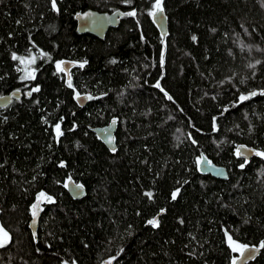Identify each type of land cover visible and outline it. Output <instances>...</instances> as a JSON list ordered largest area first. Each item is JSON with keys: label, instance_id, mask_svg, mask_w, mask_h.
Returning <instances> with one entry per match:
<instances>
[{"label": "trees", "instance_id": "1", "mask_svg": "<svg viewBox=\"0 0 264 264\" xmlns=\"http://www.w3.org/2000/svg\"><path fill=\"white\" fill-rule=\"evenodd\" d=\"M155 4L0 0V95L20 92L0 108V264H233L242 246L264 264V158L235 154L264 153V0H160L163 37ZM85 9L123 14L99 39L75 31ZM111 117L114 152L88 129Z\"/></svg>", "mask_w": 264, "mask_h": 264}, {"label": "water", "instance_id": "2", "mask_svg": "<svg viewBox=\"0 0 264 264\" xmlns=\"http://www.w3.org/2000/svg\"><path fill=\"white\" fill-rule=\"evenodd\" d=\"M156 14L152 15V20L157 27V30L161 37L164 36L166 32V16L162 11H157L156 9L153 11ZM123 11L120 9L113 11H97L94 9H85L80 11L74 15L75 20V31L77 33H88L99 39H102L109 28H114L118 25L120 17L122 16ZM71 65V62H62V68L64 72L67 73L68 67ZM252 93L257 94V90H252L247 93H243L239 96V101L241 100V96L252 97L255 95H251ZM20 96V92L18 90H12L7 94L0 95V108L7 105L13 98H17ZM248 98V99H249ZM79 107L85 105L87 101V96L85 94H81L76 96L75 98ZM88 129L93 132L95 137L110 151L114 152L116 150L115 146V132L117 129V118L111 117L107 123L101 126L88 127ZM239 152V155L237 153ZM259 151L252 147L245 145L243 143L237 144L235 147V154L238 158L243 159L247 162L251 157L256 156ZM198 171L201 174L210 175L216 179H226L227 173L226 169L223 165H219L208 161L203 155L200 156L198 161ZM79 186V187H78ZM65 190L68 195L73 199H79L84 196L85 188L73 181L71 178L67 179L65 182ZM35 223H33V209L31 213V217L28 221V228L32 235L35 234L38 226V217L40 211L35 209ZM259 246H242L239 250L237 257L234 259L235 264H244L247 261L251 260L256 256Z\"/></svg>", "mask_w": 264, "mask_h": 264}, {"label": "snow or ice", "instance_id": "3", "mask_svg": "<svg viewBox=\"0 0 264 264\" xmlns=\"http://www.w3.org/2000/svg\"><path fill=\"white\" fill-rule=\"evenodd\" d=\"M53 7L55 8V0H53ZM155 8L157 11H162V8L160 7V0H156V4H155ZM129 15H134V13H128ZM152 15H155L156 13L153 12L151 13ZM193 39H195V37H193ZM14 59L16 57H13ZM250 67H254V65H250ZM57 69L58 70H61L60 69V64H57ZM69 87H71V84L69 83ZM157 87H159V84H157ZM36 91H38V89H34ZM261 95H264V92L260 93ZM251 95H256V93H252ZM170 98V97H169ZM249 97L247 96H241L240 99L241 100H245V99H248ZM56 133H57V136H59L61 133H60V125L57 124L56 126ZM257 155L261 156L262 158H264V153H256ZM237 155H239V152L237 153ZM63 166V165H62ZM243 167V165H242ZM79 187V186H78ZM44 194L41 193V196H43ZM146 195H148L149 197H151V193H146ZM178 195V190L177 191H174L172 193V199L175 200L176 197ZM50 200V198H48ZM37 205H33V223H35V215H36V212H35V209H36ZM149 223L153 226V227H157L158 226V222L156 220H151L149 221ZM229 241L231 243V238L229 237ZM8 243V233L5 232L2 228H0V248H3L6 244ZM264 246V245H262ZM240 246L238 245H235L233 246V251H236ZM233 264H235V262H233Z\"/></svg>", "mask_w": 264, "mask_h": 264}, {"label": "rangeland", "instance_id": "4", "mask_svg": "<svg viewBox=\"0 0 264 264\" xmlns=\"http://www.w3.org/2000/svg\"><path fill=\"white\" fill-rule=\"evenodd\" d=\"M33 58H34L33 55H27V56L22 57L20 59V61H19L20 62V65H18L17 68L18 69H22L26 74L31 75V73H32L31 65H32V62L34 60ZM54 131L56 132V127L54 128ZM109 263H110V261L109 260H106L103 264H109Z\"/></svg>", "mask_w": 264, "mask_h": 264}]
</instances>
